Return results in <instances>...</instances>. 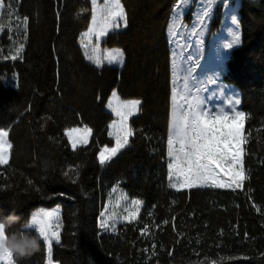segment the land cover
Returning <instances> with one entry per match:
<instances>
[{"label": "trees", "instance_id": "16d2710c", "mask_svg": "<svg viewBox=\"0 0 264 264\" xmlns=\"http://www.w3.org/2000/svg\"><path fill=\"white\" fill-rule=\"evenodd\" d=\"M177 1L121 0L126 28L100 40L102 50L122 49L125 60L118 66L91 63L80 46L91 0H5L0 128L9 133L11 155L0 165V215L15 207L27 220L40 206L61 205L60 243L52 245L59 264H264V0H240L242 41L224 75L239 88L246 116L242 161L248 178L236 190L170 186L168 27ZM220 16L217 9L212 30ZM114 89L141 104L129 119L128 145L101 164V148L114 145L108 136L114 115L107 109ZM82 125L91 128L90 139L72 147L66 130ZM116 185L144 205L137 219L101 230V212ZM46 255L42 240L39 251L14 259L45 264Z\"/></svg>", "mask_w": 264, "mask_h": 264}, {"label": "snow or ice", "instance_id": "6c2138e0", "mask_svg": "<svg viewBox=\"0 0 264 264\" xmlns=\"http://www.w3.org/2000/svg\"><path fill=\"white\" fill-rule=\"evenodd\" d=\"M92 2L91 25L88 30L82 33V38L95 34L97 44L92 48L91 54L87 51L85 45V54L90 61L96 65H101L103 61L108 64H123L124 54L121 49L113 48L105 50V55L101 58L99 53V41L112 29L127 26V16L121 0H104L102 5L97 0ZM201 5H214L217 0H199ZM225 7H228V0H223ZM5 0H0V10L4 9ZM207 17L211 13V7L200 8L199 12ZM11 14V13H10ZM233 23H237V17L231 16ZM23 24L27 25V18H23ZM2 30V29H0ZM83 44V39L81 40ZM241 43L239 31L232 33L231 40L224 44L227 49ZM24 48L20 44L16 48V59ZM191 60V57H188ZM191 74L192 69H188ZM194 79V77H193ZM215 83V80L209 81ZM187 88V84L185 85ZM195 87V85H193ZM201 91L207 89L196 88L195 92H187L183 96L184 104L180 105L181 111L177 109V93L173 90L172 94V117L167 137V155L170 158L168 163L169 177L175 178L176 184L182 188H193L197 186H212L215 188H228L232 190L240 189L243 182L248 178L243 167L242 152L240 147L242 140L241 129L245 121V113L233 109L216 111L215 115H210L208 106L199 95ZM234 103L239 104V100ZM141 101L138 99L120 100L117 93L113 91L112 99L108 107L112 109L118 118L112 122L113 131L110 135L115 137V146L105 147L99 154L101 164L110 161L112 157L123 149L129 143V137L133 135V130L129 125V117L139 111ZM90 129L85 127L83 135L72 141L73 147L77 142L86 144ZM8 131L0 128V165L8 162L9 150L11 144L8 140ZM227 177V179H225ZM140 201L133 200L132 204L140 205ZM102 216L105 214L102 213ZM135 219V216L132 217ZM59 209L44 210L41 209L31 216V226L35 228L47 245V264H53L52 244L53 240L60 243V234L58 223ZM111 219V217H109ZM127 219V217H125ZM167 223V222H165ZM101 228L109 227L106 220L102 219ZM0 262L3 264H16L13 255L10 252H0Z\"/></svg>", "mask_w": 264, "mask_h": 264}, {"label": "rangeland", "instance_id": "374dc122", "mask_svg": "<svg viewBox=\"0 0 264 264\" xmlns=\"http://www.w3.org/2000/svg\"><path fill=\"white\" fill-rule=\"evenodd\" d=\"M194 1H195V6L193 8L190 20L188 21L185 18V16ZM97 3L102 5L104 3V0H97ZM239 3L240 0H228V7H225L223 4V0H217V3L214 5H201L199 0H178L177 3L174 5L168 27V38L172 52L173 90H175L177 93L176 103H177L178 111L182 110L180 109L179 106L184 104L183 96L187 92H195L196 88H201V89H207V91H201L199 95L202 99H204V103L208 106V110H210V115H215L216 111L220 109L230 110L233 108L237 111L245 113L241 108V96H240L241 94L239 88L233 83L226 81L223 77L225 75V72L227 71L228 58L231 56L233 49L239 46L241 43L239 45L233 46L230 49L225 48L224 44L228 43L231 40L232 33L237 30L239 31L242 41V33H241V26L239 22V12H238ZM202 7L205 9L207 7H211L212 11L209 14V16L207 17L203 16L202 11L199 12L198 14V9ZM217 9H220L221 11L220 22L217 29L212 30L211 23L213 21ZM1 13L2 10H0V16ZM232 15H235L237 17L238 22L235 24L231 20ZM125 28L126 27H124L121 22V27L118 29H125ZM86 31L84 30L82 33ZM104 37H102V39ZM82 39H83V44L81 43ZM79 43L83 49L85 57L87 58V55L85 54V45L87 46L88 53L91 54L92 48L97 44V39L95 34L83 38L81 34ZM113 48H119V47H112V49ZM99 50L100 51L98 55L101 58H103L104 50H102L100 47V41H99ZM188 57H191V60H189ZM124 60H125V55H124ZM90 62L95 64L94 61H90ZM102 63H104V61ZM188 69H192L191 74L188 72ZM211 80H215V83H210L209 81ZM186 84H187V88L185 87ZM193 85H195V87H193ZM113 91L117 93L120 100H130V99H122L119 96L116 89H114ZM112 93L110 100L112 99ZM237 99L239 100V104L234 103V101ZM172 108H173V103H172ZM107 109L110 112H112V114L115 117V120H117L118 118L115 116V113L112 111V109L108 107V105H107ZM137 113H134L133 115H136ZM113 121L114 120L110 122L108 129V136L114 139V145L111 146L110 148L115 146V137L110 135V133L113 131L112 129ZM85 127L87 126L85 125L74 126L66 130V134L70 140L72 147H73L72 141L77 137L83 135V129ZM87 128L91 130V128L89 127ZM91 132L92 131H90V133L88 134V141L90 139ZM241 136L244 139L242 140L240 147L243 149V144L245 141L243 128L241 129ZM80 145H85V144H80L79 142H77L75 147ZM10 155H11V148L9 150L8 161L10 159ZM242 158H243V152H242ZM169 162H170V158L168 157V163ZM168 173H169V169H168ZM169 179H170V186L172 188L175 189L182 188L179 187V185H177L176 187L172 186L173 184H176V180L174 177L173 178L169 177ZM225 179H227V177H225ZM202 187H207V186H202ZM133 200L140 201L141 202L140 205L138 207L133 205L132 204ZM143 205H144V201L142 199L130 198L127 196L126 192L121 186L118 185L114 186L108 192L106 202L101 212V214L104 213L105 215L104 216L101 215L99 220V226L101 220L104 219L108 222L109 227L107 228L100 227L101 230L115 231L117 229L118 224L137 219ZM57 208L59 209V219L54 223H58L59 225L58 231L60 234L62 208L61 205L59 204H56L51 207L40 206L34 209L33 211H31L28 219L31 218L33 213L38 212L41 209L50 211ZM133 216H135V219L132 218ZM109 217H111V219H109ZM125 217H127V219H125ZM32 230L35 231V228H33ZM54 242L55 241L53 240V243ZM47 258L48 257L46 255L45 264H47ZM52 261L53 264H59L57 261L53 259V257H52ZM0 264H3V262H0Z\"/></svg>", "mask_w": 264, "mask_h": 264}, {"label": "clouds", "instance_id": "9594fccd", "mask_svg": "<svg viewBox=\"0 0 264 264\" xmlns=\"http://www.w3.org/2000/svg\"><path fill=\"white\" fill-rule=\"evenodd\" d=\"M31 218L24 220L15 211L0 215V252H10L19 261L40 250L42 237L33 231Z\"/></svg>", "mask_w": 264, "mask_h": 264}, {"label": "crops", "instance_id": "0c3cea01", "mask_svg": "<svg viewBox=\"0 0 264 264\" xmlns=\"http://www.w3.org/2000/svg\"><path fill=\"white\" fill-rule=\"evenodd\" d=\"M90 24H91V22H90ZM89 26H90V25H89ZM86 30H88V29H86ZM86 30H85V31H86ZM101 39H102V38H101ZM101 39H100V40H101ZM106 49H107V50H110V49H112V47H107V48L104 49L103 57H104V55H105V50H106ZM104 63H107V61H104ZM115 65L122 66V64H115ZM110 97H111V95H110ZM110 97H109V99H108L107 105H108V103H109ZM113 120H115V117H114ZM109 124H110V123H109ZM108 129H109V125H108ZM67 130H68V129H67ZM105 147H108V146H104V147H102L101 150H102L103 148H105ZM108 148H110V147H108ZM101 150H100V152H101ZM100 152H99V154H100Z\"/></svg>", "mask_w": 264, "mask_h": 264}, {"label": "flooded vegetation", "instance_id": "af4514ba", "mask_svg": "<svg viewBox=\"0 0 264 264\" xmlns=\"http://www.w3.org/2000/svg\"><path fill=\"white\" fill-rule=\"evenodd\" d=\"M224 77V76H223Z\"/></svg>", "mask_w": 264, "mask_h": 264}]
</instances>
